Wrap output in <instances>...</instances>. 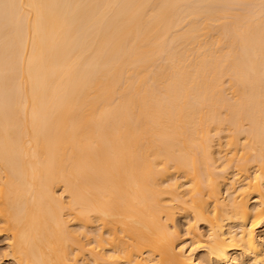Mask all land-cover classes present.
<instances>
[{"label":"bare ground","instance_id":"bare-ground-1","mask_svg":"<svg viewBox=\"0 0 264 264\" xmlns=\"http://www.w3.org/2000/svg\"><path fill=\"white\" fill-rule=\"evenodd\" d=\"M263 9L0 0L2 256L264 264Z\"/></svg>","mask_w":264,"mask_h":264},{"label":"rangeland","instance_id":"rangeland-1","mask_svg":"<svg viewBox=\"0 0 264 264\" xmlns=\"http://www.w3.org/2000/svg\"><path fill=\"white\" fill-rule=\"evenodd\" d=\"M251 4V3H250ZM249 4V5H250ZM244 6V5H243ZM242 6V8L244 9V7ZM247 7V6H246ZM250 7V6H249ZM241 8V7H240ZM251 8V10L252 9H255L256 7H255V5H254V7L252 8V7H250ZM247 9V8H246ZM248 10V9H247ZM250 10V11H251ZM264 10V9H263ZM180 221H182L181 222V224H182V226L184 227V229H183V227L180 225V228H182L181 230H182V232H183V230H185V226L183 225V223H184V220L183 219H181ZM5 244H6V240L2 237L1 238V236H0V264H12L11 262H10V260H8V259H6L5 257H3L2 256V251L4 250V249H6L5 247ZM5 251V250H4ZM3 251V252H4ZM2 259V260H1Z\"/></svg>","mask_w":264,"mask_h":264}]
</instances>
